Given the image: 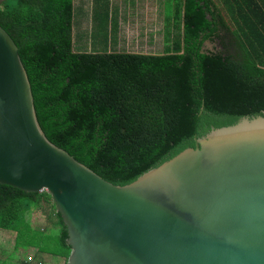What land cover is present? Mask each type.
<instances>
[{
    "label": "trees",
    "instance_id": "1",
    "mask_svg": "<svg viewBox=\"0 0 264 264\" xmlns=\"http://www.w3.org/2000/svg\"><path fill=\"white\" fill-rule=\"evenodd\" d=\"M172 5L164 53L78 52L74 0H0V25L20 48L42 129L114 184L195 147L213 128L264 116V0ZM42 203L55 209L51 228L29 217ZM0 231L67 264L68 227L47 191L0 183Z\"/></svg>",
    "mask_w": 264,
    "mask_h": 264
},
{
    "label": "water",
    "instance_id": "2",
    "mask_svg": "<svg viewBox=\"0 0 264 264\" xmlns=\"http://www.w3.org/2000/svg\"><path fill=\"white\" fill-rule=\"evenodd\" d=\"M0 183L52 196L68 227L67 264H264V116L213 128L114 184L47 137L2 25Z\"/></svg>",
    "mask_w": 264,
    "mask_h": 264
},
{
    "label": "crops",
    "instance_id": "3",
    "mask_svg": "<svg viewBox=\"0 0 264 264\" xmlns=\"http://www.w3.org/2000/svg\"><path fill=\"white\" fill-rule=\"evenodd\" d=\"M161 7L151 0H74V49L153 53L150 46L162 34Z\"/></svg>",
    "mask_w": 264,
    "mask_h": 264
},
{
    "label": "rangeland",
    "instance_id": "4",
    "mask_svg": "<svg viewBox=\"0 0 264 264\" xmlns=\"http://www.w3.org/2000/svg\"><path fill=\"white\" fill-rule=\"evenodd\" d=\"M160 2L161 10L159 13L160 16V25H161V36L159 39L154 41V44L150 46V51L153 53L162 54L164 53L165 47L168 44L166 31L164 33V28L167 25V17L165 14L173 12L172 3L174 0H151V2L156 3ZM166 8V9H165ZM165 18V23H164ZM166 24V25H165ZM160 28V26H159ZM167 30V29H166ZM159 34V33H158ZM157 37V35H156ZM208 47H213L214 45L210 42L207 43ZM55 212V209H52V206L49 204L42 203L36 208H32L29 213V217L34 226L44 228L52 227V215L50 213ZM51 215V216H50ZM15 233L9 231H0V264H24L22 263L23 259H26L25 264H39L38 262L42 261L44 264H65V259L52 258L51 256L37 255L35 248H26L29 249L25 251L23 248L16 246ZM43 256V257H42Z\"/></svg>",
    "mask_w": 264,
    "mask_h": 264
},
{
    "label": "built area",
    "instance_id": "5",
    "mask_svg": "<svg viewBox=\"0 0 264 264\" xmlns=\"http://www.w3.org/2000/svg\"><path fill=\"white\" fill-rule=\"evenodd\" d=\"M39 264H44V262H42V261H40V262H38Z\"/></svg>",
    "mask_w": 264,
    "mask_h": 264
}]
</instances>
